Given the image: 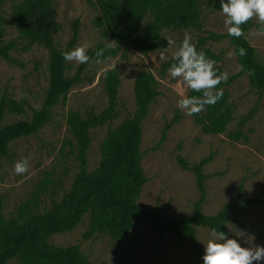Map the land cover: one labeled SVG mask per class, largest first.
<instances>
[{"label":"rangeland","instance_id":"obj_1","mask_svg":"<svg viewBox=\"0 0 264 264\" xmlns=\"http://www.w3.org/2000/svg\"><path fill=\"white\" fill-rule=\"evenodd\" d=\"M201 8L202 28L164 29L163 36L171 38L178 45L186 32L191 34L195 45L202 35L210 32L227 34L224 17L213 7L215 0H198ZM17 1H6L1 8L0 18L3 31L0 41L13 42L11 51L16 62L0 57V101L3 97L24 104L25 112L16 114L7 111L3 124L21 119L30 120L35 108H40L48 88V51L38 45L30 44L21 38L15 25L13 6ZM56 18L60 24L54 36V44L64 48L71 36L72 23L80 21L78 46L86 52L101 43L114 45L102 30L95 25L98 11L88 0H54ZM253 22H257L252 19ZM257 28L252 27L244 33L255 47L257 59L264 64V36L253 35ZM216 55V65L220 73L227 72L230 77L239 73V63L235 47L229 38L209 41L200 48ZM175 46L152 51L146 55L133 48L125 53L101 63L92 62L86 68L84 80L74 85L68 93V102H59L51 111V118L36 134L20 137L9 145L10 155L0 158V199L7 218L23 207L29 212H43L53 202L61 201L70 190L80 170L75 154V140L66 121L69 111L86 114L89 109L102 111L107 105L104 91V74L116 69L121 79L118 94L117 118L112 122L91 129L92 142L88 151V169L94 171L102 159L103 145L108 132L131 117L136 109L134 84L137 74L142 70L153 73L158 81L159 95L149 108L142 123L141 167L146 176L138 203L150 212L158 205L165 206L168 218H180L192 213L193 204L199 197L195 176L183 169L177 160L178 155L190 162L214 153L212 161L205 166L208 198L204 205L206 214H216L223 205L237 198V188L244 183V196L259 198L260 202L245 206L241 218L244 223L264 228V95L254 89L247 73L240 74L227 87L229 105L234 119L226 132L205 133L193 116L186 115L177 107V101L188 97L187 89L179 79H172L163 64L172 58ZM233 56L228 58L227 53ZM79 63L68 61V74L73 75ZM219 73V74H220ZM176 115L179 119L172 124L166 138L160 143L166 124ZM240 129L244 136L232 140L230 132ZM28 158L29 169L23 175L14 173V164ZM89 225V215L83 218L72 231L56 233L48 242L58 247L78 245L82 254L93 263L105 264H159L157 244L160 233L149 227L142 219L135 221V229L121 239H113L106 234L97 233L84 239ZM210 230L199 226L196 237L200 244L209 239ZM229 238H235L242 247L264 246L251 231L234 224L229 225ZM254 237V239H252ZM135 242L133 260L126 259V250ZM204 248V246H203ZM160 252L164 264H195L196 256L191 239H178L166 231ZM9 264H21L13 259ZM260 264H264L261 261Z\"/></svg>","mask_w":264,"mask_h":264},{"label":"trees","instance_id":"obj_2","mask_svg":"<svg viewBox=\"0 0 264 264\" xmlns=\"http://www.w3.org/2000/svg\"><path fill=\"white\" fill-rule=\"evenodd\" d=\"M8 0H0V11ZM17 1L13 6V19L19 36L30 44H38L48 51V88L45 100L40 108H35L30 120L21 119L3 124L7 111L23 114L24 104L3 97L0 101V158L10 155V143L20 137L36 135L50 120L51 111L59 102L67 104L70 89L84 80L86 68L96 61V52L106 49L105 57H115L133 48L140 54H148L156 50H164L167 38L164 29L202 28L201 8L198 0H88L97 9L95 25L110 38L114 45L101 43L87 51L90 61L79 64L73 75L68 74V61L61 52L71 51L77 47L80 37V21L72 23L71 36L64 48L54 44V36L60 29L56 18L54 0H10ZM226 2V0H225ZM213 7L220 10V0L213 2ZM245 33L252 27L258 28L257 22L250 20L241 26ZM3 31L0 18V32ZM229 38L235 47L239 65L243 69L228 77L226 83L221 82L216 90H223V96L215 105H206L205 111L193 115L194 120L202 126L205 133L221 134L226 132L233 121V111L229 105L227 87L242 73L249 75L251 86L264 95V64L257 59L255 47L243 35L240 38L213 32L202 35L196 44L197 50L209 41ZM110 45V47H109ZM13 42L0 41V57L9 62H16L11 51ZM246 50L245 56L239 55V48ZM206 57L217 60V56L209 50L203 52ZM170 58L163 64L162 70L169 69L173 63ZM221 67L215 65L217 75ZM121 79L116 69H109L104 74V91L107 97L106 107L96 112L89 109L86 114L69 111L66 121L75 140L76 160L80 170L61 201L53 202L43 212H29V208L21 207L16 215L7 218L3 201L0 199V264H9L13 259L21 264H105L89 261L78 245L58 247L48 242L56 234L72 231L89 215V225L84 239L94 237L97 233L106 234L113 239H121L135 229V221L142 219L149 227L160 233L157 244L159 264H164L160 252L163 235L166 231L178 239H191L196 256L195 264H203L204 248L196 237L199 226L211 230L213 227L229 233V225L234 224L244 230L251 231L258 239L264 241V228L243 222L241 215L245 206L260 202L259 198L244 196V183L237 188V198L226 203L216 214H206L204 205L207 202V179L205 166L209 164L214 153L201 158L198 162H190L181 155L179 165L195 176L199 197L193 204L192 213L180 218L165 216V206L158 205L150 212L144 211L138 199L147 179L141 167V134L142 123L149 112L150 105L159 95L158 81L155 75L147 70L140 71L134 84L136 109L131 117L126 118L105 139L102 159L94 171L88 169V151L91 146V129L108 124L115 120L117 114L118 94ZM201 92L189 90L188 97H201ZM176 115L169 121L163 131L161 142L174 122ZM232 140L245 137L238 129L230 132ZM135 242L126 250V259L132 262Z\"/></svg>","mask_w":264,"mask_h":264},{"label":"clouds","instance_id":"obj_3","mask_svg":"<svg viewBox=\"0 0 264 264\" xmlns=\"http://www.w3.org/2000/svg\"><path fill=\"white\" fill-rule=\"evenodd\" d=\"M220 11L224 17V28L227 35L240 38L244 35L242 25L255 19L258 28L253 35L264 36V0H220ZM169 46H175L173 63L168 69L172 79H179L182 84L194 92H201V97H183L177 101V107L188 116H193L205 111L206 105H215L223 96V90H216L221 82L226 83L228 73L217 75L215 70L216 61L198 51L192 43L191 34L186 32L182 42L176 45L171 38L167 39ZM110 47V45H109ZM106 49L96 52V63H101L100 57L104 56ZM239 55L245 56L246 50L239 48ZM64 60L85 64L90 61L86 49L83 46L75 47L71 51L61 52ZM228 58L233 56L227 53ZM111 57H105L110 60ZM239 66L238 70H242ZM28 158L15 162L13 171L17 175L28 172ZM254 239V237H252ZM204 246L203 264H260L264 261V246L255 245L242 247L235 238H229L225 232L213 227L209 233V239L202 242Z\"/></svg>","mask_w":264,"mask_h":264}]
</instances>
